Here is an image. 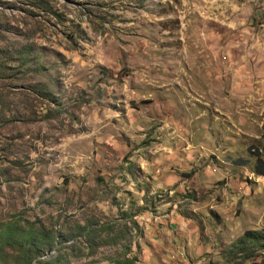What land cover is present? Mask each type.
I'll return each instance as SVG.
<instances>
[{"label": "rangeland", "instance_id": "obj_1", "mask_svg": "<svg viewBox=\"0 0 264 264\" xmlns=\"http://www.w3.org/2000/svg\"><path fill=\"white\" fill-rule=\"evenodd\" d=\"M256 153L264 0H0V224L38 258L264 264Z\"/></svg>", "mask_w": 264, "mask_h": 264}, {"label": "trees", "instance_id": "obj_2", "mask_svg": "<svg viewBox=\"0 0 264 264\" xmlns=\"http://www.w3.org/2000/svg\"><path fill=\"white\" fill-rule=\"evenodd\" d=\"M253 172L257 175H264V161L259 154L256 155ZM259 236L256 235L255 231H247L238 240V243L242 247L247 246V243H249V246H259L264 241L260 240L262 236L260 238ZM53 244L52 233L42 224L32 225L29 228H26L19 220L0 224V264H4L5 249L16 251L14 261L18 264H61L59 255L38 258L43 254V251L53 246Z\"/></svg>", "mask_w": 264, "mask_h": 264}]
</instances>
